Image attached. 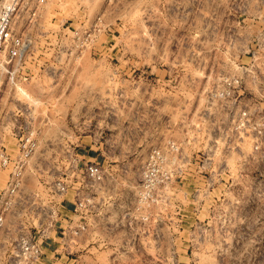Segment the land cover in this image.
Returning a JSON list of instances; mask_svg holds the SVG:
<instances>
[{
  "label": "rangeland",
  "instance_id": "374dc122",
  "mask_svg": "<svg viewBox=\"0 0 264 264\" xmlns=\"http://www.w3.org/2000/svg\"><path fill=\"white\" fill-rule=\"evenodd\" d=\"M66 1L65 8L54 6L61 19L73 11L76 0ZM114 5V15L110 5L105 7L104 17L117 20L104 23L100 32L102 58L88 50L80 58L67 54V26L76 23H39L32 35L37 59L26 60L22 73L0 81V152L16 155L14 132L28 126V117L37 132L35 151L23 170L25 193L46 200L53 194L52 180L66 174L69 186L59 197L72 199L78 175L72 174L65 149L103 152L97 160L107 171L124 165V180L115 187L125 196L132 194L150 147L173 139L189 155L205 149L215 111L208 93L252 61L257 30L259 107L264 111V0H117ZM240 146L244 153L250 150L248 142ZM213 161L224 164L211 173L213 186H206L208 168L198 172L189 166L178 185L171 181L160 189L161 201L151 206V213L170 215L172 231H178V213L185 218L178 223L183 230L193 216L207 212L264 213V138L259 139V171L237 149L216 154ZM8 171L0 165V190ZM20 208L24 228L31 229L29 201ZM11 210L4 227L13 232L20 222ZM114 222L109 214L91 221L86 234L54 237L42 259L45 264H143L142 251L136 256L123 240L124 227ZM2 233L0 245H8L13 234ZM175 237H164L166 249L175 247L174 256L170 249L162 246L159 252L152 246L146 264L209 263L206 251L186 248L185 231ZM259 264H264V233L259 235Z\"/></svg>",
  "mask_w": 264,
  "mask_h": 264
},
{
  "label": "built area",
  "instance_id": "2783aa9c",
  "mask_svg": "<svg viewBox=\"0 0 264 264\" xmlns=\"http://www.w3.org/2000/svg\"><path fill=\"white\" fill-rule=\"evenodd\" d=\"M116 1L76 0L73 11L61 19L55 15L58 9L54 6L65 8L66 0H0V81L5 78L11 80L16 73H22L26 60L34 62L37 59L38 47L32 35L39 23H76L77 27L67 26L70 33V41L65 48L67 54L80 58L88 50L97 59L102 58L100 32L104 23L117 20L116 16L112 21L104 17L105 7L110 5L114 15ZM254 38L257 49L250 54L252 61L241 68L239 75L226 76L222 86H214L208 93L209 107L215 111L210 116L212 123L205 149L195 150L189 155L180 142L173 139L150 147L129 196L123 195V189L115 187V182L124 180V165L116 171H107L102 162L84 160L80 153L68 149H65L69 157L67 163L72 174L79 178L72 199L59 197L69 186L66 174L52 180L49 188L53 194L46 200L35 193H25L22 189L23 170L35 151L37 136L33 118L28 117V126L14 132L16 155L9 157L0 152V165L9 168L6 186L0 190V232L6 230L13 234L8 245H0V264H45L43 249L54 245V237L67 239L86 234L91 221L106 219L109 214L115 221L114 225L124 227L122 236L125 244L137 253L136 256L142 251L143 264H146L147 249L154 247L162 251V246L165 248L166 245L164 237H175L182 231L187 234L186 248L190 252L203 250L208 253L210 261L207 264H259V235L264 230L259 231V214L256 212L195 215L185 230L178 227V223L185 219L178 213L175 214L177 232L168 226L170 215L151 213V206L161 201L160 189L171 181L178 185L189 166L198 172L208 168L206 186H213L211 173L224 167L222 161H213L216 154L237 149L243 161H252L255 170L259 171V139L264 138V111L259 107V30ZM247 142L250 150L244 153L240 145ZM28 201L31 229H25L21 219L24 209L20 205ZM64 203L72 206L69 213L73 217L60 213ZM10 209L20 222L19 228L16 226L13 232L4 227L5 215ZM61 216L64 224L59 219ZM168 249L174 256L173 244L166 251Z\"/></svg>",
  "mask_w": 264,
  "mask_h": 264
},
{
  "label": "crops",
  "instance_id": "0c3cea01",
  "mask_svg": "<svg viewBox=\"0 0 264 264\" xmlns=\"http://www.w3.org/2000/svg\"><path fill=\"white\" fill-rule=\"evenodd\" d=\"M83 157H84V160H97L98 156H103V152H99V153H95V152H90V153H80ZM103 161V160H101ZM100 162V161H98ZM65 198V197H64ZM67 199V198H65ZM62 210L60 211L62 213L65 212V213H69L71 212V209H72V206L69 204V203H64L62 206H61ZM259 214V231H263L264 230V213H258ZM46 249V248H44ZM46 256V255H45Z\"/></svg>",
  "mask_w": 264,
  "mask_h": 264
}]
</instances>
